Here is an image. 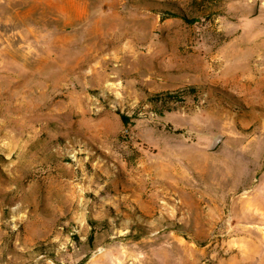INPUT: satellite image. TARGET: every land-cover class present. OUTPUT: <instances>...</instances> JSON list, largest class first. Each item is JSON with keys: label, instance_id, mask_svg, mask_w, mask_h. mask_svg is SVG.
Masks as SVG:
<instances>
[{"label": "rangeland", "instance_id": "obj_1", "mask_svg": "<svg viewBox=\"0 0 264 264\" xmlns=\"http://www.w3.org/2000/svg\"><path fill=\"white\" fill-rule=\"evenodd\" d=\"M0 264H264V0H0Z\"/></svg>", "mask_w": 264, "mask_h": 264}, {"label": "water", "instance_id": "obj_2", "mask_svg": "<svg viewBox=\"0 0 264 264\" xmlns=\"http://www.w3.org/2000/svg\"><path fill=\"white\" fill-rule=\"evenodd\" d=\"M255 11H256V5L253 7L252 13H255ZM223 137L224 136L220 133L213 135L208 148L210 150L216 149L217 146L220 144V142L223 140Z\"/></svg>", "mask_w": 264, "mask_h": 264}, {"label": "trees", "instance_id": "obj_3", "mask_svg": "<svg viewBox=\"0 0 264 264\" xmlns=\"http://www.w3.org/2000/svg\"><path fill=\"white\" fill-rule=\"evenodd\" d=\"M122 119L125 120V121H127V118L125 116H122Z\"/></svg>", "mask_w": 264, "mask_h": 264}]
</instances>
